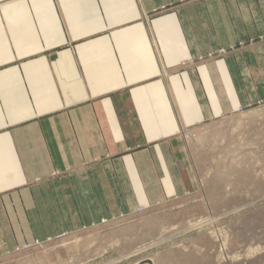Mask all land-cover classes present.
Segmentation results:
<instances>
[{
	"label": "rangeland",
	"instance_id": "374dc122",
	"mask_svg": "<svg viewBox=\"0 0 264 264\" xmlns=\"http://www.w3.org/2000/svg\"><path fill=\"white\" fill-rule=\"evenodd\" d=\"M153 1L208 112L178 135L191 169L35 179L34 221L17 222L33 238L0 264H264V0Z\"/></svg>",
	"mask_w": 264,
	"mask_h": 264
},
{
	"label": "crops",
	"instance_id": "0c3cea01",
	"mask_svg": "<svg viewBox=\"0 0 264 264\" xmlns=\"http://www.w3.org/2000/svg\"><path fill=\"white\" fill-rule=\"evenodd\" d=\"M152 3L0 0V258L33 238L17 222L34 221L35 179L190 168L178 135L208 112L176 44L146 20Z\"/></svg>",
	"mask_w": 264,
	"mask_h": 264
}]
</instances>
